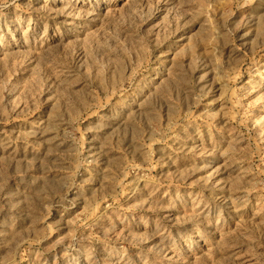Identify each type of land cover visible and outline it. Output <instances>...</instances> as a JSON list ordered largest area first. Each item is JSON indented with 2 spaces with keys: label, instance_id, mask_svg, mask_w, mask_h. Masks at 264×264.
I'll return each instance as SVG.
<instances>
[{
  "label": "rangeland",
  "instance_id": "obj_1",
  "mask_svg": "<svg viewBox=\"0 0 264 264\" xmlns=\"http://www.w3.org/2000/svg\"><path fill=\"white\" fill-rule=\"evenodd\" d=\"M0 264H264V0H0Z\"/></svg>",
  "mask_w": 264,
  "mask_h": 264
}]
</instances>
